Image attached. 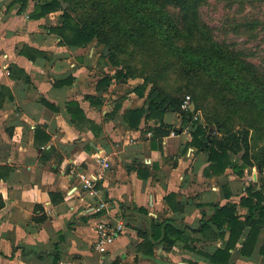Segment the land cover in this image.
<instances>
[{
	"label": "crops",
	"instance_id": "1",
	"mask_svg": "<svg viewBox=\"0 0 264 264\" xmlns=\"http://www.w3.org/2000/svg\"><path fill=\"white\" fill-rule=\"evenodd\" d=\"M35 2L19 11L18 2L0 0V264H215L209 256L230 231L211 224L203 233L202 220L228 203L244 219L251 183L231 168L206 173L208 154L189 145L193 127L178 112H165L175 134L161 142L144 132L154 120L131 128L124 115L144 98L114 80L98 88L109 73L100 47L60 43L51 29L61 12L32 19ZM72 169L100 175L95 191L68 176ZM101 202L107 209L91 210ZM119 219L124 232L105 254L95 251L97 223ZM167 221L192 241H163ZM248 231L229 264H264V229L252 254L241 252Z\"/></svg>",
	"mask_w": 264,
	"mask_h": 264
},
{
	"label": "trees",
	"instance_id": "2",
	"mask_svg": "<svg viewBox=\"0 0 264 264\" xmlns=\"http://www.w3.org/2000/svg\"><path fill=\"white\" fill-rule=\"evenodd\" d=\"M208 1L36 0L29 17L39 19L51 12L60 11V24L51 29L61 37L60 43L69 47H87L95 43L102 47L100 57L105 59L107 67L113 65L115 70L110 75L108 73L100 78L98 88L109 86L113 80L125 84L136 74L129 62L119 57L129 49L131 52L136 50L142 53L144 58H151L150 55L154 52L160 54L161 50L169 48V52H172L181 65L180 70L187 81L185 90L192 94L189 95L196 105L195 111L182 110L181 105L185 99V91L182 92V89L177 93H167L157 87L155 82L161 75L156 71H164L165 68L160 67V63L157 62L155 65L146 62L144 71L153 68L154 75L146 77V73L143 72L142 75L148 80L153 79L150 80L152 88L147 93H145L147 83L134 88L136 94L144 98V104L126 111L124 119L127 124L131 128H138L141 121L148 123L154 120L155 124L146 125L144 132L152 133V142L155 143V140L161 142L164 136L175 131L174 127L164 123L165 112H178L183 116V122L193 127L189 145L208 154L209 166L206 173L222 175L231 168L238 175L244 176L246 171L255 166L263 173L264 146L259 152H251L249 129L233 130L226 119L230 116H241L247 108L249 109L246 112L252 114L251 116L257 109H264V67L256 69L247 61L249 55L234 51L225 43H218L213 39L211 29L201 12ZM14 2L19 3V11H24L30 0ZM64 3L68 4L67 8L64 7ZM80 8H84L83 14L76 15ZM170 8H174L176 13H168ZM106 47L109 48L107 54ZM164 64L171 70L173 63ZM214 68L225 71L224 75L217 76L220 81L208 72ZM234 95L240 101L237 107L233 104L237 102ZM207 98H225L228 103L226 106H230L232 111L225 112L227 115L223 119L211 116H207L205 121L199 120V116L195 119L194 116L205 108ZM214 104L215 108L222 107L219 101ZM68 106L78 107V103L71 101ZM217 110L220 111L219 108ZM242 148L245 151L237 157ZM241 204L248 209L244 219L236 214L235 206L228 203L216 206L210 220H202L199 231L203 233L211 224L216 225L219 230L228 228L230 231L225 246L218 248L209 256L215 264H229L230 249L235 248L242 240L245 228H249V231L241 242V252L244 255H251L254 251L260 232L264 229V178L247 186ZM4 206L5 201L0 194V209ZM162 233L163 241L169 245L180 239L192 241L190 236H185L184 230L176 228L170 221L163 225ZM219 235L221 236L222 232ZM260 253L264 256V241Z\"/></svg>",
	"mask_w": 264,
	"mask_h": 264
},
{
	"label": "rangeland",
	"instance_id": "3",
	"mask_svg": "<svg viewBox=\"0 0 264 264\" xmlns=\"http://www.w3.org/2000/svg\"><path fill=\"white\" fill-rule=\"evenodd\" d=\"M68 7V4L65 8ZM84 8H80L76 15L83 14ZM203 19L205 20L208 27L211 29V35L213 39L218 43H225L229 46L230 49L245 53L248 56L247 61L251 62L256 69L264 67V0H209L206 5L201 9ZM168 13H176L174 8H170ZM102 51V47H100ZM129 49L125 54H121L119 57L125 59L131 65L133 71L136 73L133 77L127 80V83H118L114 82L117 85L123 84V89L125 93L129 91V94L137 96L134 88L147 83L146 91L152 88V83L150 79L146 77H153L154 70L144 71L145 63L152 62V65H155V62L160 63V67H164L165 70H157L156 73L161 75V78L155 82L156 86L160 89L166 91L167 93H177L182 89V92L185 91V96L191 95V93L186 92L185 85L187 81L184 80L183 72L180 70L181 65L174 57L172 52H169V48L161 50L158 54L154 52L150 55L151 58L142 56V53H138L136 50ZM133 57V58H132ZM153 58V59H152ZM173 63L171 70L170 67H166L164 63ZM109 75L114 72L115 67L113 65L108 66ZM146 73L145 75H142ZM209 73L213 77H216L219 81V74L224 75V69H210ZM240 83V82H239ZM238 83L239 87L241 85ZM241 89V88H240ZM212 94V92H211ZM237 99V102H233L236 107L240 102L237 96L234 95ZM219 101L222 107L215 108L214 102ZM225 101V98L215 99L207 98L205 108L200 110L198 113L199 120L205 121L207 116L217 117L223 119L227 114L225 112H231L230 106ZM230 104V105H233ZM247 108L246 111H248ZM243 112L241 116L228 117L226 121L228 122L231 129L240 131V129L247 128L249 129V139L251 152H259L260 149L264 146V109L259 108L256 110L255 114ZM220 116H216V115ZM253 124H250V123ZM220 136L221 134H217ZM244 148L237 154V157H240L244 152ZM264 178V173H261L260 170L255 166L251 170H248L245 174L244 182L254 183L257 180Z\"/></svg>",
	"mask_w": 264,
	"mask_h": 264
},
{
	"label": "built area",
	"instance_id": "4",
	"mask_svg": "<svg viewBox=\"0 0 264 264\" xmlns=\"http://www.w3.org/2000/svg\"><path fill=\"white\" fill-rule=\"evenodd\" d=\"M6 69H8L6 67ZM7 73L9 74V71L7 70ZM192 103V99L190 95H187L185 99L183 100V103L181 105L182 110H190ZM195 119H198V114L194 116ZM171 135L175 134V131H171ZM149 135H151V132H149ZM97 160L102 163L104 168H109L110 164L108 161V158L106 157H97ZM75 174H77L80 182L82 183V186L87 191H95L98 183V179L100 175H90L85 174L82 172L76 173L74 169H72L68 176L73 177ZM102 209H107V202H101L96 207L91 208L93 211H100ZM125 221L123 219H119L115 224H111L108 222L100 221L96 225V240L94 243V249L100 254H105L109 246L124 232L125 230ZM59 264H71L70 262H60Z\"/></svg>",
	"mask_w": 264,
	"mask_h": 264
},
{
	"label": "water",
	"instance_id": "5",
	"mask_svg": "<svg viewBox=\"0 0 264 264\" xmlns=\"http://www.w3.org/2000/svg\"><path fill=\"white\" fill-rule=\"evenodd\" d=\"M63 5H64V7H66L67 3H64ZM108 51H109V48L106 47V49H105V54H107ZM195 108H196V105H195L194 102H192V103H191L190 110H191V111H195ZM208 138H210V134L208 135Z\"/></svg>",
	"mask_w": 264,
	"mask_h": 264
}]
</instances>
